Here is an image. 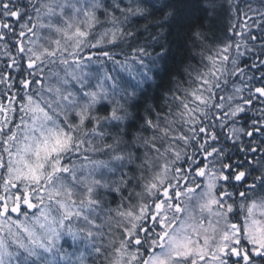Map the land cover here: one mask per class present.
Masks as SVG:
<instances>
[{
  "label": "snow or ice",
  "instance_id": "obj_1",
  "mask_svg": "<svg viewBox=\"0 0 264 264\" xmlns=\"http://www.w3.org/2000/svg\"><path fill=\"white\" fill-rule=\"evenodd\" d=\"M0 264H264V0H0Z\"/></svg>",
  "mask_w": 264,
  "mask_h": 264
}]
</instances>
